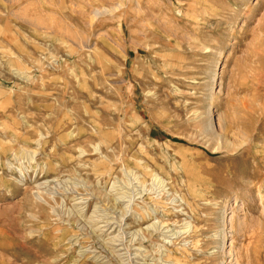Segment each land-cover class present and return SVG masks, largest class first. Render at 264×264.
<instances>
[{"label": "rangeland", "instance_id": "374dc122", "mask_svg": "<svg viewBox=\"0 0 264 264\" xmlns=\"http://www.w3.org/2000/svg\"><path fill=\"white\" fill-rule=\"evenodd\" d=\"M0 264H264V0H0Z\"/></svg>", "mask_w": 264, "mask_h": 264}, {"label": "bare ground", "instance_id": "6f19581e", "mask_svg": "<svg viewBox=\"0 0 264 264\" xmlns=\"http://www.w3.org/2000/svg\"><path fill=\"white\" fill-rule=\"evenodd\" d=\"M79 205V204H78ZM117 248V247H116ZM139 248V247H138ZM141 248V247H140ZM135 256V255H134Z\"/></svg>", "mask_w": 264, "mask_h": 264}]
</instances>
